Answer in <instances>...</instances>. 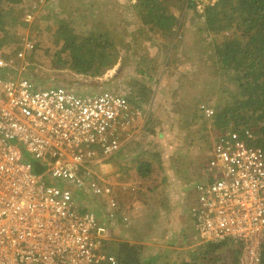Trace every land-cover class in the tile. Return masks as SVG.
<instances>
[{
    "label": "built area",
    "instance_id": "2783aa9c",
    "mask_svg": "<svg viewBox=\"0 0 264 264\" xmlns=\"http://www.w3.org/2000/svg\"><path fill=\"white\" fill-rule=\"evenodd\" d=\"M16 63L1 59L0 67L14 69ZM13 73L0 78V264H119L104 250L109 230L82 210L76 194L90 192L106 202L112 188L98 182L88 165L98 161L99 150L106 157L121 150L111 130L140 111L132 113L114 88L78 94L61 84L39 87ZM203 108L211 119L212 107ZM210 139L215 158L201 176L214 181L200 186L208 195L192 210L196 229L203 242L244 240L240 264H259L264 149L250 129L233 122ZM115 208L111 199L107 217Z\"/></svg>",
    "mask_w": 264,
    "mask_h": 264
},
{
    "label": "trees",
    "instance_id": "16d2710c",
    "mask_svg": "<svg viewBox=\"0 0 264 264\" xmlns=\"http://www.w3.org/2000/svg\"><path fill=\"white\" fill-rule=\"evenodd\" d=\"M52 1L45 0L41 9L38 7L42 5L39 1L37 3L35 1L28 2L27 0H0V48L6 50L10 48V51H13V44L18 46L17 50L15 49L16 52L13 55L10 54L11 58L16 59L19 57L22 60L23 52L26 50L24 36L21 37V32L18 33L27 29L28 25L24 21L26 18L23 20L24 16L35 13L37 9H41L43 15L49 14L51 8L48 4H51L56 10L52 14L54 18L49 16L45 18L56 21L55 17L58 16L61 1L59 3ZM69 1L73 6L79 8L81 0ZM102 1L103 6H109L113 2V0L110 2ZM196 3L197 0L124 1V4L131 7V13L135 14L131 22H139L143 29V31H138L141 43H150L156 50L159 47L167 55H172L177 50L185 52L186 49L191 48L200 58H204L205 63L199 71L206 76L209 75L207 78H212L210 80L213 84L211 87L223 92L225 95H229L228 98L222 97L218 99L216 104H211L214 111V116L211 119L207 118L204 109L199 110V108L189 110L190 117L197 116L203 125H207V121H209L211 124L216 123L217 126L225 125L227 127L229 122H233L238 126V122H243V125L255 129L253 132L254 137L258 140V145L264 149V0H216L213 5L209 3L203 12L196 8ZM64 4L66 6L67 1ZM87 5L89 6V4ZM89 8L88 10L84 9L83 17L86 18L92 14ZM16 10L19 16L13 17ZM190 14H193L199 20V23L192 28V36L189 37L187 22ZM101 15V22L105 23L107 20L106 8L101 12ZM80 35H74L65 51L61 53L71 51L75 54L78 50L87 51L91 49V51H96V55L85 59L80 54H76L73 58L65 57L63 61L66 63L65 66L75 69L78 73L96 75L95 72L102 62L101 57L105 53L107 42L89 40L88 37L92 34L79 38ZM37 48L40 51L44 50L43 47L39 46V43H37ZM56 49H60V47L56 46ZM173 49H176V52H172ZM4 54L5 51L0 50V56ZM54 58L61 59L62 57L55 56ZM11 68L12 66L0 67V76L14 74L9 72ZM144 69L146 70V68ZM156 69L159 72L161 70L158 66H156ZM148 78L152 79L151 76ZM129 86L132 93L130 96L125 97H127L128 103L131 104V109L146 111L149 104L152 105L154 101L150 83L146 84L142 80H134L129 83ZM114 89L119 93L122 92L119 88ZM150 112H154L152 107ZM251 122H255V124H251ZM183 131L185 140H187L190 132L187 129ZM163 135H165V132L160 133L159 136H155L153 139L150 138L149 141L156 140V144L161 145L160 140ZM207 137L210 139V134ZM190 139L195 141L196 137L193 136ZM209 141L212 142L211 139ZM130 145L137 151V154L130 155V160L127 159V163L123 162V158L122 163L128 165L132 172H138L141 178L148 181L151 180L153 174L161 172L163 176L161 184L155 186L143 185L139 190L133 186L121 187L122 189L117 188L115 193H111L113 194L111 199L116 202V208L114 214L109 217H107V212L104 209L110 207L111 199L109 202H104L99 208L103 214L95 206L92 210L88 206V208H84L82 203L81 206L84 212L94 213L109 230L111 238L105 241L104 250L107 253H114L119 260V264H153L160 260V256L163 254L160 253L162 249L155 253L152 248L145 249V245L139 243V240L151 235L156 236L158 233H160L159 235L163 234L161 230L164 228H160L156 221L159 218L162 219L160 217L161 212L162 214L163 212L166 213V219L171 220L173 217H169V214L173 206L177 216L182 215L184 208L187 207L186 220L194 216L195 227L197 220L192 210L195 206L201 205L202 197L208 195L206 191L200 189V186L214 181V178H203L201 175L189 178L186 174H183L184 178L180 177L179 173L183 170L180 166L182 159L167 154L168 142L166 141H164L165 149H152L143 147L141 144L132 145L129 143L127 144L128 148L131 147ZM140 147H143V149L139 150ZM148 148L152 150L150 156H148ZM127 153H129L128 150ZM214 158L213 155L210 161ZM170 161L174 162V167H171ZM197 170L199 169L197 168ZM123 176L125 175L123 174ZM197 180L198 183L194 184L193 181ZM177 182L193 187L187 192L186 203L179 200L174 203L167 191V187L176 186ZM149 213H154V217L149 218ZM126 216H130L131 221L146 219L149 223V229L144 226L143 222H139L141 224L138 229L133 227L132 230L134 231L127 233L124 230L129 228V220ZM180 229L184 230V233H189L188 238L191 237L192 231L190 228L189 230L187 227ZM177 230L178 228L174 232H177ZM188 238L180 244L192 248L191 243L195 240L193 241V237H191L189 241ZM174 240L177 239L173 237V240H161V242H164L166 248L170 243H175ZM203 243L200 244L202 251L199 256L197 255L198 244L195 245L197 250L187 249L189 251H184L191 254L190 264H240V258L245 247L244 240L237 242L229 236L219 242L208 241ZM163 251L165 254L164 249ZM181 261L187 264L184 256ZM259 264H264V239L261 243Z\"/></svg>",
    "mask_w": 264,
    "mask_h": 264
},
{
    "label": "rangeland",
    "instance_id": "374dc122",
    "mask_svg": "<svg viewBox=\"0 0 264 264\" xmlns=\"http://www.w3.org/2000/svg\"><path fill=\"white\" fill-rule=\"evenodd\" d=\"M27 1L38 3V0ZM60 1L63 4H60ZM65 1H67L66 6L64 4ZM83 1H80L79 9L78 6H73L69 0H53L52 2L54 3L60 2L58 16L55 17L56 21L45 18L46 16L54 18L52 14L56 10L51 4H48L51 8L49 14H41L42 4L40 6L37 5L41 8L40 10L37 9L35 13L24 16L23 20L26 18L24 21L28 25L27 29L21 30L18 33L21 32V37L24 36L26 50L23 52L22 60L17 61L14 72L22 77L30 78L39 87L62 84L78 94H88L96 91L103 92L106 89L119 88L122 90L120 93L125 97L130 96L132 93L129 89L131 81L142 80L143 83H150L153 91L152 98L154 99L152 105L149 104L147 110L142 111L132 110L131 104H129V109L132 113L138 111L140 113L135 117L131 116L117 123L114 129L111 130L112 133H115L113 139L120 141L121 145L128 140L127 144H141L143 147H150L152 149H165L164 141H166L168 142L167 154L170 156L175 155V157L182 159L180 166L183 170L179 173L180 177H183V174H186L189 178L201 175L202 170L208 167L210 159L213 156V142L209 141L210 139L207 135L212 131H223L226 126H217L216 123L211 124L209 121H207V125H203L197 116L190 117L189 110H196L197 108L201 110L204 109V106L216 104L218 99L222 97H229V95L213 89L211 87L213 84L210 82L212 78H207L209 75L206 76L199 71L203 63H205L204 58H200L191 48L186 49L185 52L182 50H177L176 52V48L172 50V52L176 53L167 55L159 47L156 50L150 43H141L138 31H143V29L139 22H131L135 14L131 13V7L128 4L127 7L124 6L125 0H113L109 6H103L102 0ZM105 1L110 2L111 0ZM209 3L213 5L216 3V0H197L196 8L200 12H203ZM87 4H89L90 8ZM88 8L92 11V14L85 18L83 17V11L84 9L88 10ZM104 8L107 10V20L105 23L101 22V12ZM18 16L16 10V13H13V17ZM188 16L187 33L190 37L192 36V28L199 23V20L193 14ZM78 34H81L79 38L92 34L88 37L89 40L93 42H107L108 47L106 46L105 53L102 54V62L98 68L99 70L97 69L95 72L96 75L78 73L75 69L65 66L66 63L63 61L65 57L73 58L76 54H80V56L86 59L96 55V51H91V49L87 51L78 50L75 54L71 51L61 53L65 51L73 36ZM37 43L44 50L40 51L37 48ZM13 46V51H10V48L7 50L0 48V50L5 51L7 56L13 55L18 47L17 44H13ZM56 46H59L60 49H56ZM55 56H61L62 58H54ZM16 59H19V57ZM156 66L161 68L160 72L156 69ZM165 67L168 68L166 69ZM149 76L152 79H149ZM125 98L127 99V97ZM151 107L154 112H150ZM238 124L242 128L250 129L252 132L255 131L250 126L243 125V122H238ZM251 124H255V122H251ZM184 129L190 132L187 140H185V136L183 135ZM162 132H165V135L160 140V143L162 142L161 145L156 144V140L149 141L150 138L153 139ZM193 136L196 137L195 141L190 139ZM127 144L126 146L122 145L121 150L111 157H106L99 150L98 161L88 165V168H91L93 171L96 168L94 172L96 174L95 179H98V182L105 186H111L114 193L117 188L121 187L127 188L133 186L139 190L143 185L155 186L161 184L163 179L161 172L153 174L151 180L148 181L141 178L138 172L133 173L132 169L124 164L127 163V157L123 159L124 154H127V150L136 151L131 145L128 148ZM12 147L15 148V145H12ZM143 147H140L139 150H142ZM150 148H148V156L152 152ZM13 151L14 153L18 151L17 155L21 154L20 149ZM7 154L9 153L4 155ZM122 159L124 163H122ZM170 163L171 167H174V162L170 161ZM9 165L11 167L15 166V161L12 158H9ZM193 183L197 184L198 180L193 181ZM191 189H193L192 186L181 184L180 182H177L176 186L167 187V191L174 203L178 200L186 203L187 192ZM112 196L113 194L107 195L106 201L109 202ZM100 201L98 199L96 205L94 200V206L103 214L102 210L99 209L102 203ZM187 210L188 208L185 207L183 214L177 216L173 206L169 214V217H173L171 220L166 219V213L163 212L162 214L161 212L160 217L162 219L159 218L156 222L160 225V228H164L161 230L163 234L159 235L160 233H158L156 236L151 235L150 237L143 238V240H139V243L145 245V249L152 248L155 253L162 249L160 253L162 252L163 254H161L160 260H157L153 264H181L180 261L183 259V256L187 264H190L192 260L191 254L184 251L187 249L197 250L195 248L197 244L199 245L197 250V255L199 256V253L202 251L200 244L203 241L200 239L199 234L195 232L194 216L186 220ZM126 217L129 220V228L124 229L127 233L134 231L132 230L133 227L138 229L141 224L139 222H143L144 226L149 229V223L146 219L131 221L130 216ZM152 217H154V213H149V218ZM182 227H187L188 230L190 228L192 231L191 237H193V241L195 240L191 243L192 248L180 244L183 243L182 241L185 242L189 234L184 233V230L180 229ZM176 228L178 230L174 232ZM173 237L177 239L174 240L175 243H170L165 248V244L161 240L170 241L173 240ZM191 237L188 238L189 241ZM163 249L165 250V254ZM181 262L182 264H186L183 261Z\"/></svg>",
    "mask_w": 264,
    "mask_h": 264
},
{
    "label": "crops",
    "instance_id": "0c3cea01",
    "mask_svg": "<svg viewBox=\"0 0 264 264\" xmlns=\"http://www.w3.org/2000/svg\"><path fill=\"white\" fill-rule=\"evenodd\" d=\"M124 6L127 7V4H124ZM127 142H128V140H126L122 145L123 146H126ZM134 153L137 154V151H129V153L124 154L123 158H126L127 157V159H129V156L132 155V154H134ZM95 169H94L93 172H95ZM133 173H136V171H133ZM76 197H77V199H80V201H81V203H82V205H83L84 208H88L89 207V208H91V210H92V208H94V200L96 202V205H97V202H98V199L94 195H92V193H90V192H86V193L81 192L79 194H76ZM84 199H86V200H84Z\"/></svg>",
    "mask_w": 264,
    "mask_h": 264
},
{
    "label": "clouds",
    "instance_id": "9594fccd",
    "mask_svg": "<svg viewBox=\"0 0 264 264\" xmlns=\"http://www.w3.org/2000/svg\"><path fill=\"white\" fill-rule=\"evenodd\" d=\"M11 58V56L10 55H6V54H4L3 56H0V60L1 59H10ZM18 62L20 61V58L19 59H16ZM9 72H14V69L13 68H11V70H9ZM4 77H7V76H0V78H4ZM36 162H39V161H36Z\"/></svg>",
    "mask_w": 264,
    "mask_h": 264
},
{
    "label": "flooded vegetation",
    "instance_id": "af4514ba",
    "mask_svg": "<svg viewBox=\"0 0 264 264\" xmlns=\"http://www.w3.org/2000/svg\"><path fill=\"white\" fill-rule=\"evenodd\" d=\"M195 230H196V232L199 234V232H198L197 229H196V225H195ZM199 236H200V235H199ZM200 239H201V237H200ZM201 240H202V239H201ZM202 241H203V240H202ZM202 241H201V242H202Z\"/></svg>",
    "mask_w": 264,
    "mask_h": 264
}]
</instances>
